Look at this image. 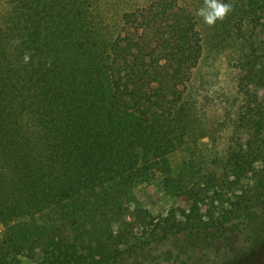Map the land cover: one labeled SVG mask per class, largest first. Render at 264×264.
<instances>
[{
  "label": "trees",
  "instance_id": "1",
  "mask_svg": "<svg viewBox=\"0 0 264 264\" xmlns=\"http://www.w3.org/2000/svg\"><path fill=\"white\" fill-rule=\"evenodd\" d=\"M223 2L242 104L224 156L175 170L203 0H0V264H244L256 252L264 236L238 246L237 234L264 215V0ZM153 182L172 192L166 214L143 203Z\"/></svg>",
  "mask_w": 264,
  "mask_h": 264
},
{
  "label": "rangeland",
  "instance_id": "2",
  "mask_svg": "<svg viewBox=\"0 0 264 264\" xmlns=\"http://www.w3.org/2000/svg\"><path fill=\"white\" fill-rule=\"evenodd\" d=\"M200 30L204 40V55L194 71L188 93L192 133L185 151L177 150L173 155L175 170L180 168V162L187 157L193 160L191 167L197 169L198 166L203 170L211 159L224 156L242 104L237 89L241 41L228 29L226 31L220 21L210 27L202 20ZM191 152L194 155L190 156ZM187 171L191 172L189 169ZM171 194L170 188L163 190L153 182L144 191L142 200L146 208L166 214L173 203ZM244 228L240 226L237 234L238 246H249L257 238L255 236H264V215L251 219ZM1 230L0 226V234ZM173 253L176 254L175 249ZM161 264H172V261H163ZM244 264H264V237L257 243L256 252Z\"/></svg>",
  "mask_w": 264,
  "mask_h": 264
},
{
  "label": "clouds",
  "instance_id": "3",
  "mask_svg": "<svg viewBox=\"0 0 264 264\" xmlns=\"http://www.w3.org/2000/svg\"><path fill=\"white\" fill-rule=\"evenodd\" d=\"M232 10V5L224 3L223 0H203V4L197 10L196 15L200 17L206 25L214 27L218 21L223 22ZM16 43H19V41ZM30 58V53H25L23 63H29Z\"/></svg>",
  "mask_w": 264,
  "mask_h": 264
}]
</instances>
